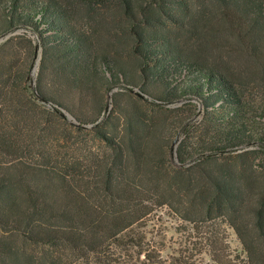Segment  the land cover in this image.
Here are the masks:
<instances>
[{
  "label": "trees",
  "instance_id": "1",
  "mask_svg": "<svg viewBox=\"0 0 264 264\" xmlns=\"http://www.w3.org/2000/svg\"><path fill=\"white\" fill-rule=\"evenodd\" d=\"M218 1L224 7L223 23L264 59V0ZM121 2L130 10L134 0ZM16 30L21 31L0 43V264H197L199 254L174 248L161 222L164 209L189 223L250 209L264 244V209L255 207L248 182L212 156L251 143L264 149V133L248 129L228 79L183 56L168 38L136 32L144 59L142 97L154 96L144 86L160 83L157 103L195 95L223 124L218 140L198 149L202 155L211 152L201 166L185 167L180 158L181 165L166 177L159 168L149 172L143 135L155 140V134L142 120L125 118V133L115 138L100 129L98 119L82 118L50 95L42 79L36 88L30 85L39 50L41 75L48 72L52 85L75 97L88 100L101 81L106 87L120 79L134 82L106 55L97 54L63 0H0V38ZM21 93L26 102L15 98ZM62 107L81 129L93 127L98 148L79 149L57 161L41 136L46 128L39 129L35 118L36 110L62 116ZM206 241L200 255L207 254L212 264H234L223 239ZM259 257L264 264V250ZM253 261L249 256L245 264Z\"/></svg>",
  "mask_w": 264,
  "mask_h": 264
},
{
  "label": "rangeland",
  "instance_id": "2",
  "mask_svg": "<svg viewBox=\"0 0 264 264\" xmlns=\"http://www.w3.org/2000/svg\"><path fill=\"white\" fill-rule=\"evenodd\" d=\"M63 1L72 22L86 32L97 54L106 55L111 64L118 66L134 82L129 85L120 79L118 84L106 87L101 81L95 95L88 100L75 97L64 88L52 85L50 74L46 75L48 72L41 75L39 50L37 58L33 59L30 85L36 88L42 79V86L50 95L61 99L78 116L98 119L100 129L110 131L115 138L125 133V118L142 120L149 132L155 134V140L143 135L149 170L150 167L159 168L166 177L172 176L170 170L181 165L180 158L185 160V167L201 166L203 158L211 152L202 155L198 149L218 140L223 124L205 111L203 102L195 95L165 105L154 98L161 94L163 86L160 83L144 86L154 95L151 98L134 92L143 88L140 70L144 59L139 52L141 43L137 31L144 33L145 38L151 33L168 38L183 56L228 79L235 87L248 129L253 133H264V59L254 56L252 50L239 42L223 23L224 7L218 0H165V3L134 0L130 10L121 0H98L93 4ZM178 9H183L185 15L178 14ZM15 98L26 102L22 93L16 94ZM60 110L68 112L63 107ZM35 119L39 129L46 128L41 136L51 144L57 161L68 160L78 154L79 149L87 153L99 147L92 126L81 129L67 118L41 110H36ZM212 156L217 164L230 168L236 178L248 182L255 196V207L264 209V149L251 143ZM0 161L4 159L0 157ZM259 195L262 200L258 199ZM185 214L192 216L188 212ZM161 222L176 250L199 254L197 264H212L207 254L200 253L207 248L206 240L213 237L223 239L234 264H245L249 256L259 264V253L264 250L250 209L228 211L224 217L192 223L181 221L164 209ZM27 250L36 252L30 247Z\"/></svg>",
  "mask_w": 264,
  "mask_h": 264
},
{
  "label": "water",
  "instance_id": "3",
  "mask_svg": "<svg viewBox=\"0 0 264 264\" xmlns=\"http://www.w3.org/2000/svg\"><path fill=\"white\" fill-rule=\"evenodd\" d=\"M19 32H20L19 30H16L14 32H10L9 34H7L4 37H1L0 38V43H2L3 41H5L11 35H14V34L19 33ZM134 92H136L138 95L142 96V94L140 92H138V91H134ZM60 113H61L62 116H65L68 120H71V122H73L74 124H76L75 121L72 119V116L69 113L65 112L64 110H60ZM76 125H78V124H76ZM82 127H88V126L82 125ZM176 139H175V141H176ZM175 141L173 142V145L175 144Z\"/></svg>",
  "mask_w": 264,
  "mask_h": 264
}]
</instances>
